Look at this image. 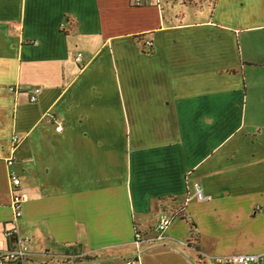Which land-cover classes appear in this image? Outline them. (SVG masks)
Returning a JSON list of instances; mask_svg holds the SVG:
<instances>
[{
    "label": "crops",
    "instance_id": "0c3cea01",
    "mask_svg": "<svg viewBox=\"0 0 264 264\" xmlns=\"http://www.w3.org/2000/svg\"><path fill=\"white\" fill-rule=\"evenodd\" d=\"M11 171L29 264L264 254V0H0V249Z\"/></svg>",
    "mask_w": 264,
    "mask_h": 264
},
{
    "label": "built area",
    "instance_id": "2783aa9c",
    "mask_svg": "<svg viewBox=\"0 0 264 264\" xmlns=\"http://www.w3.org/2000/svg\"><path fill=\"white\" fill-rule=\"evenodd\" d=\"M144 0H135L136 5H141ZM147 46L151 48L152 42H147ZM75 61L79 65H83V54L77 53ZM42 87L38 86L33 88L29 93V100L35 102L38 99V95L41 93ZM12 164V161L11 163ZM11 184L13 187L11 207L13 209V219L5 227L4 236L8 242V246L5 249H0V264H29L32 253L29 250V239L23 238L18 232V222L22 217L23 205L27 201V196L20 193L19 188L21 185V178L11 171ZM193 198L206 201L208 196L205 195L202 187L199 184H194L192 190H189L182 206L172 212L163 213L158 223L153 228L155 233L154 240H164L166 232L175 218L182 215L184 206H186ZM264 211V210H263ZM137 240H141L143 235L139 232L136 236ZM227 264H264V254H244L226 260ZM124 264H140V258L136 257L131 260H127Z\"/></svg>",
    "mask_w": 264,
    "mask_h": 264
},
{
    "label": "rangeland",
    "instance_id": "374dc122",
    "mask_svg": "<svg viewBox=\"0 0 264 264\" xmlns=\"http://www.w3.org/2000/svg\"><path fill=\"white\" fill-rule=\"evenodd\" d=\"M185 1H187V2H190V3H192V4H198V2H204L205 0H185Z\"/></svg>",
    "mask_w": 264,
    "mask_h": 264
},
{
    "label": "trees",
    "instance_id": "16d2710c",
    "mask_svg": "<svg viewBox=\"0 0 264 264\" xmlns=\"http://www.w3.org/2000/svg\"><path fill=\"white\" fill-rule=\"evenodd\" d=\"M70 251H72V250L67 249V250L65 251V255L68 256L69 254H71ZM86 259H89V257H88V256H85V260H86Z\"/></svg>",
    "mask_w": 264,
    "mask_h": 264
}]
</instances>
